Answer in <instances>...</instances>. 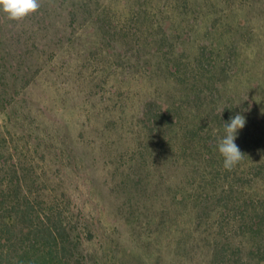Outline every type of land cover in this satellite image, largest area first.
<instances>
[{
    "label": "rangeland",
    "instance_id": "1",
    "mask_svg": "<svg viewBox=\"0 0 264 264\" xmlns=\"http://www.w3.org/2000/svg\"><path fill=\"white\" fill-rule=\"evenodd\" d=\"M45 2L19 22L0 11V105L11 108L0 127L35 164L32 192L73 189L99 236L80 245L87 264H211L202 228L180 212L170 229L165 167L138 163L144 99L166 94L146 74L166 53L190 58L241 38L236 53L264 105V0ZM161 24L177 34L158 45L170 30Z\"/></svg>",
    "mask_w": 264,
    "mask_h": 264
},
{
    "label": "trees",
    "instance_id": "2",
    "mask_svg": "<svg viewBox=\"0 0 264 264\" xmlns=\"http://www.w3.org/2000/svg\"><path fill=\"white\" fill-rule=\"evenodd\" d=\"M167 26L156 44L177 34L173 25H160ZM240 40L203 43L190 58L175 53L157 58L146 78L154 92L166 94H149L138 116L145 143L136 148L138 163L156 172L165 167L170 229L178 232L180 212L188 224L202 228L211 264H264V105L257 101L263 90H251L244 76L245 62L236 53ZM172 44L173 52L184 48L183 42ZM176 88L179 95H171ZM10 110L0 105V117ZM237 114L245 117V126L235 143L245 155L227 171L217 144L223 124ZM28 166L35 164L0 127V264H87L80 245L99 236L83 207L76 208L73 189L64 187L53 197L32 192L37 181Z\"/></svg>",
    "mask_w": 264,
    "mask_h": 264
},
{
    "label": "clouds",
    "instance_id": "3",
    "mask_svg": "<svg viewBox=\"0 0 264 264\" xmlns=\"http://www.w3.org/2000/svg\"><path fill=\"white\" fill-rule=\"evenodd\" d=\"M41 6V0H0V11L6 14L8 20L22 21L29 15L37 12ZM223 108L219 110L222 114ZM245 126V117L237 114L230 121L223 124L224 136L219 139L217 148L223 158V168L231 171L239 164L244 153L235 143L237 131Z\"/></svg>",
    "mask_w": 264,
    "mask_h": 264
}]
</instances>
